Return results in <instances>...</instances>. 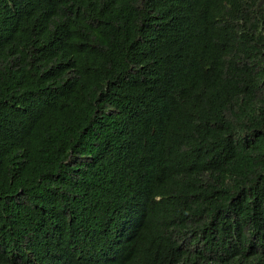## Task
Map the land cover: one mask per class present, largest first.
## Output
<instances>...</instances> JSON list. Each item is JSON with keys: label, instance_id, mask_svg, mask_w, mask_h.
Returning <instances> with one entry per match:
<instances>
[{"label": "trees", "instance_id": "obj_1", "mask_svg": "<svg viewBox=\"0 0 264 264\" xmlns=\"http://www.w3.org/2000/svg\"><path fill=\"white\" fill-rule=\"evenodd\" d=\"M0 264H264V0H0Z\"/></svg>", "mask_w": 264, "mask_h": 264}]
</instances>
